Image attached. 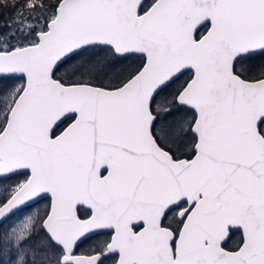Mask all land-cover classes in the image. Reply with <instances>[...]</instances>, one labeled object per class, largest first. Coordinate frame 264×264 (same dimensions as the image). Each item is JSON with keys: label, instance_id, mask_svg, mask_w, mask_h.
Returning <instances> with one entry per match:
<instances>
[{"label": "snow or ice", "instance_id": "obj_1", "mask_svg": "<svg viewBox=\"0 0 264 264\" xmlns=\"http://www.w3.org/2000/svg\"><path fill=\"white\" fill-rule=\"evenodd\" d=\"M0 264H264V0H0Z\"/></svg>", "mask_w": 264, "mask_h": 264}]
</instances>
